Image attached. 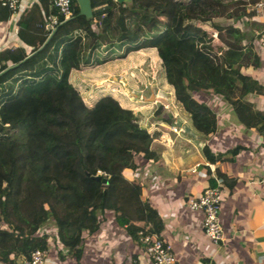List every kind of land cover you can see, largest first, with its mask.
Wrapping results in <instances>:
<instances>
[{"label":"trees","instance_id":"16d2710c","mask_svg":"<svg viewBox=\"0 0 264 264\" xmlns=\"http://www.w3.org/2000/svg\"><path fill=\"white\" fill-rule=\"evenodd\" d=\"M254 1L90 0L92 17L86 20L71 0L72 17L58 23L44 44L50 33L46 16L56 15L52 0H32L15 17L20 45L0 49L1 262L14 264L18 256L46 249L41 228L47 220L62 245L75 249L78 227L93 231L96 211L103 207L113 208L116 223L133 240L140 226L130 221L159 231L157 214L142 202L140 186L121 174L137 167L134 158L156 160L151 133L108 93L85 104L69 80L73 69L154 48L163 80L194 131L206 137L216 130L215 111L202 101L212 94L264 139V111L248 100L252 94L264 96L256 77L261 58L251 40L254 33L264 35V23L243 18L245 12L235 20L233 12L235 5ZM12 15L0 5V21ZM198 22L210 23L221 51ZM14 105L18 109L12 110Z\"/></svg>","mask_w":264,"mask_h":264},{"label":"crops","instance_id":"0c3cea01","mask_svg":"<svg viewBox=\"0 0 264 264\" xmlns=\"http://www.w3.org/2000/svg\"><path fill=\"white\" fill-rule=\"evenodd\" d=\"M31 1L20 0L16 14L0 21V49L20 45L15 35V17ZM155 65L160 67L155 49L143 48L93 67L102 73L103 68L111 66V72L122 71L125 78H132L128 79L132 82L134 77L128 73L130 67L138 70L143 66L147 70ZM90 69L71 70L69 80L72 85L77 86L78 82L86 79L88 73L84 72ZM123 76L121 78L124 79ZM258 80L264 85V77ZM118 92L123 95L119 104L132 110L139 126L144 128L145 120L160 118L153 115L158 105L153 107L150 101L135 100L137 103H134L128 101L129 97L124 96V92ZM215 100L217 127L212 135L204 137L207 145L203 150L197 149L193 142L203 136L191 128L189 121L184 122L171 115L170 118H176L182 128L180 133L171 135L165 119L156 122L158 127L145 128L152 135L149 148L154 151L156 160L139 161L134 170L123 168L121 174L125 180H133L140 186L142 202L155 210L158 235L171 246L176 264H264L263 134L253 127H246L245 119H240L228 104ZM248 100L256 104L257 111H264L263 95L258 94ZM131 106L135 107L132 109ZM195 163H200L201 168L210 164V170L204 166L205 178L189 171ZM213 177L221 180L225 191L219 209L224 240L219 243H212L204 236L202 213L185 206V199L197 197L206 185L211 184V179L214 181ZM95 216L97 226L93 231L78 227L80 240L71 251L62 245L53 225L54 237L52 240L47 236L44 264H128L140 251L136 240L116 223L113 208L98 209ZM42 232L48 234L46 230ZM20 257L14 259V264ZM0 264L5 263L0 261Z\"/></svg>","mask_w":264,"mask_h":264},{"label":"built area","instance_id":"2783aa9c","mask_svg":"<svg viewBox=\"0 0 264 264\" xmlns=\"http://www.w3.org/2000/svg\"><path fill=\"white\" fill-rule=\"evenodd\" d=\"M56 15H48L45 20V28L50 32L51 29L63 21L72 17L71 0H52ZM178 1V0H176ZM184 1V0H181ZM20 0H0V5L9 9L12 14H16ZM60 17L61 20H58ZM251 18L264 23V0H257L246 3L243 18ZM48 27V28H47ZM211 36L216 38V32ZM136 97L138 95H135ZM154 104V103H153ZM181 126L173 121L168 127V131L177 135L181 131ZM195 147L202 150L207 145L204 137L194 139ZM204 166L210 170V164L195 163L189 168L191 173L199 177H206L207 173ZM98 174L105 176V173L96 170ZM214 178V185H206L201 193L194 198H186L185 206L190 210H198L202 213L201 229L204 236L212 243H219L224 240L223 230L219 222L220 204L225 196V191L221 185V180ZM136 243L140 251L132 257L128 264H176L171 246L164 242L149 224L140 226L136 232ZM47 255L46 249H35L27 257L21 256L17 264H44Z\"/></svg>","mask_w":264,"mask_h":264},{"label":"rangeland","instance_id":"374dc122","mask_svg":"<svg viewBox=\"0 0 264 264\" xmlns=\"http://www.w3.org/2000/svg\"><path fill=\"white\" fill-rule=\"evenodd\" d=\"M245 6L246 4L244 5L237 4L233 7L235 20L240 14L245 12ZM197 25L205 29L210 36H211V33L214 31V29L210 26L209 22H204V23L198 22ZM233 25H235V22H233ZM211 39H212L211 43L215 47H220V51H221L223 49L222 42L218 38H214L212 36H211ZM251 40L254 44L255 52L260 56L262 60V65H261L262 68L258 70L256 73L257 79H261L264 77V35L261 33H254L252 34ZM110 67L107 66L103 68L102 69L103 72L101 73V71H98L99 68L97 69L92 66L90 67L91 69L88 70V72H84V73H88L87 78L84 79L85 81L81 80L80 82H78L79 84L77 83V86L74 85V87L79 93L80 98L85 104L89 106V104L91 103L90 100L100 95L106 94V93L110 94L112 97L114 96L113 98L120 102L121 97H123V95L120 92H118L119 90V91H122V93L124 92V96L129 97L128 101H131V102H134L135 100L143 101V102L150 101L151 103H154L152 104L153 107L161 104L163 106V110L158 111L157 109L156 113L154 112L153 115H157L158 117H160L159 119H164V118L170 119L171 123L167 124L168 127L172 125L173 121L177 123L176 118H170L171 115H176L184 122L189 121L186 119V116H188L187 113H185V111L182 109L180 104L175 101L172 88L168 86L167 84H165L162 74H161V68L159 66L157 67V65H155V67L154 66L149 67L147 70L143 68V66L138 67L139 68L138 70H136L137 67L136 68L130 67L131 70H129L128 73L130 76L134 77V81L132 82L128 80L132 78H128L127 76L125 78L123 76L125 75V73L122 74V71L118 70V73L111 72L110 70L112 69H109ZM118 76L119 78H117ZM122 76L124 77V79L121 78ZM135 95H138V96L136 97ZM255 97L256 95L252 94L251 96L250 95L248 96V99L255 98ZM215 99H219V97L213 96L212 94H206L204 95V97H202V101H204L205 104L208 107H210L213 111H216L215 110L216 106H214V104L216 103L217 100ZM134 103H137V102H134ZM254 105H255L254 109H256L255 108L256 104ZM134 107L135 106H131L132 109ZM12 108H14L12 110L18 109L16 108L15 105ZM20 118L22 117L21 116L17 117L15 122ZM158 120L156 118H150V120H145L146 123L144 125L145 126L144 129L146 128L150 130L152 129V127H158L157 126L158 124L156 123L158 122ZM3 126L10 127L11 125L9 126L5 125L3 121ZM140 127L143 128V125H141ZM169 133L173 136H176L171 132ZM134 159L136 163L139 162L137 158H134ZM43 225L44 227L43 229L41 228V231L46 230L48 233L47 236L50 239L52 238L53 240L54 230H53L52 221L47 220L46 223Z\"/></svg>","mask_w":264,"mask_h":264},{"label":"water","instance_id":"95a60500","mask_svg":"<svg viewBox=\"0 0 264 264\" xmlns=\"http://www.w3.org/2000/svg\"><path fill=\"white\" fill-rule=\"evenodd\" d=\"M116 3L121 4H129L132 0H114ZM77 8H78V15L83 16L86 20L90 19L92 17L91 13V7H90V0H74ZM48 28V27H47ZM55 28L50 30L49 35L44 40L43 44L47 42L51 34L54 32ZM42 44V45H43ZM41 45V46H42ZM93 179L100 181L101 184H105L106 180L104 178H100L97 175L92 176Z\"/></svg>","mask_w":264,"mask_h":264}]
</instances>
